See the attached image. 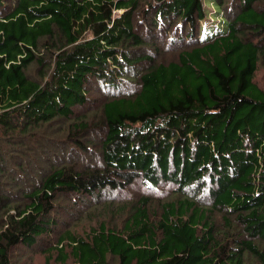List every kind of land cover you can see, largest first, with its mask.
I'll return each mask as SVG.
<instances>
[{
  "label": "trees",
  "instance_id": "trees-1",
  "mask_svg": "<svg viewBox=\"0 0 264 264\" xmlns=\"http://www.w3.org/2000/svg\"><path fill=\"white\" fill-rule=\"evenodd\" d=\"M259 65L264 0H0V264L55 234L66 197L136 183L164 197L65 229L53 261L264 264ZM89 144L100 166L65 159Z\"/></svg>",
  "mask_w": 264,
  "mask_h": 264
},
{
  "label": "rangeland",
  "instance_id": "rangeland-1",
  "mask_svg": "<svg viewBox=\"0 0 264 264\" xmlns=\"http://www.w3.org/2000/svg\"><path fill=\"white\" fill-rule=\"evenodd\" d=\"M209 7V15L206 23H203V26L210 28L212 30H216L219 24V18H214V16H221L217 11H214V8L211 5H207ZM214 20H213V18ZM211 32V31H210ZM255 79L258 83L264 87V66L259 65L258 71L256 72ZM104 94V93H103ZM105 95V94H104ZM93 99L102 98L103 95L94 91L92 93ZM97 102V101H96ZM95 108V102H89L84 107H76L74 108L75 113H84L89 109ZM10 140L4 139L2 142L4 144L10 145ZM14 145V144H13ZM98 146L89 144L87 149H83L81 146H77L74 148H67L65 159H67L70 163H73L68 159V156L74 153L72 157L73 160L80 161L81 166H86L92 168L93 166L101 165V157L98 154ZM13 153H15L12 148ZM34 165H37V162L34 161ZM160 190H147L142 184L136 183L133 186H129L125 191H110L103 193H95L91 197L86 196L84 198L75 197L71 202L68 197V202L63 204L64 206L61 208L64 215L58 218L57 228L54 230L55 234L50 236L49 238H43L37 245L23 249L16 250V255L14 257L15 264H45L46 257L48 255L51 256L50 264H60L58 262L53 261V257L55 256V244L57 242V237L65 230L69 229L70 231L77 233L79 235H85L90 231L91 228L97 227L98 223L106 222L107 224L111 223V220H115L118 224L121 223V217L124 213L122 209H120L119 204H124L127 201H137L140 196L147 195L151 196L154 202H158L159 199L164 197V192ZM152 191V192H149ZM106 202H111L110 206H107ZM99 203V204H97ZM19 253V254H18Z\"/></svg>",
  "mask_w": 264,
  "mask_h": 264
}]
</instances>
